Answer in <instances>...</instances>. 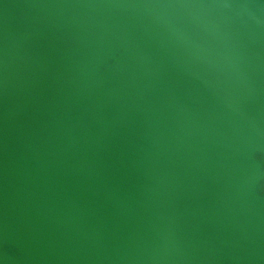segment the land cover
Masks as SVG:
<instances>
[{
    "label": "water",
    "instance_id": "obj_1",
    "mask_svg": "<svg viewBox=\"0 0 264 264\" xmlns=\"http://www.w3.org/2000/svg\"><path fill=\"white\" fill-rule=\"evenodd\" d=\"M0 264H264V0H0Z\"/></svg>",
    "mask_w": 264,
    "mask_h": 264
}]
</instances>
